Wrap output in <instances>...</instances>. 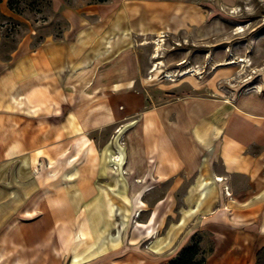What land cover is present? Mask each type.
I'll list each match as a JSON object with an SVG mask.
<instances>
[{"label": "rangeland", "instance_id": "1", "mask_svg": "<svg viewBox=\"0 0 264 264\" xmlns=\"http://www.w3.org/2000/svg\"><path fill=\"white\" fill-rule=\"evenodd\" d=\"M92 1L0 0V264L167 263L185 243L182 233L159 244L181 217L184 191L174 192V205L155 206L166 185L152 188L147 142L128 141L133 119L186 96L264 94V0H164L161 30L131 37L134 88L144 95L135 115L89 119L83 87L71 112L52 94L43 103L39 83L52 80L38 79L37 50L66 27L60 5ZM132 150L134 191L126 174ZM210 235L200 231L186 244L222 255L224 240ZM252 251L236 262L217 252L206 264H254Z\"/></svg>", "mask_w": 264, "mask_h": 264}, {"label": "crops", "instance_id": "2", "mask_svg": "<svg viewBox=\"0 0 264 264\" xmlns=\"http://www.w3.org/2000/svg\"><path fill=\"white\" fill-rule=\"evenodd\" d=\"M169 6L164 0L60 5L66 27L57 40L47 38L37 50L36 66L42 71L38 79L52 80L39 83L40 100L58 96L71 112L75 89L83 87L91 101L86 105L89 119L109 122L111 117L110 122H118L135 115L144 95L134 88L139 68L131 37L161 30L156 19L164 17ZM133 120L128 141L139 137L147 142L152 188L166 185L165 197L155 206L170 201L174 205V192L184 191L181 217L159 244H173L184 233L179 239L185 245L190 236L206 231L210 238L224 240L223 254L215 246L206 262L217 252L220 261L236 262L241 259L238 252L251 254L252 247L255 260L264 245V94L232 100L186 96L143 109ZM134 155L135 150L128 155L126 172L132 191L137 187ZM5 220L0 218V226Z\"/></svg>", "mask_w": 264, "mask_h": 264}, {"label": "trees", "instance_id": "3", "mask_svg": "<svg viewBox=\"0 0 264 264\" xmlns=\"http://www.w3.org/2000/svg\"><path fill=\"white\" fill-rule=\"evenodd\" d=\"M106 0H93V3H101ZM10 6H12L10 4ZM196 235V233L191 237ZM198 235V234H197ZM212 251V248L209 249L208 254ZM206 252H201L199 244L194 241L193 243L187 244L184 246L181 251L170 261L165 264H206ZM254 264H264V245L258 249L255 254Z\"/></svg>", "mask_w": 264, "mask_h": 264}, {"label": "bare ground", "instance_id": "4", "mask_svg": "<svg viewBox=\"0 0 264 264\" xmlns=\"http://www.w3.org/2000/svg\"><path fill=\"white\" fill-rule=\"evenodd\" d=\"M117 157V156H116ZM116 160H118L117 158H116Z\"/></svg>", "mask_w": 264, "mask_h": 264}]
</instances>
